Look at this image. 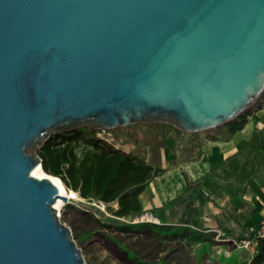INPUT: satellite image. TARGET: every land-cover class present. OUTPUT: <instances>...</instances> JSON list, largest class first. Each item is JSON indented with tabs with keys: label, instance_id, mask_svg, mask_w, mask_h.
<instances>
[{
	"label": "water",
	"instance_id": "1",
	"mask_svg": "<svg viewBox=\"0 0 264 264\" xmlns=\"http://www.w3.org/2000/svg\"><path fill=\"white\" fill-rule=\"evenodd\" d=\"M263 94L264 0H0V264H86L31 174L50 136L202 133Z\"/></svg>",
	"mask_w": 264,
	"mask_h": 264
},
{
	"label": "rangeland",
	"instance_id": "2",
	"mask_svg": "<svg viewBox=\"0 0 264 264\" xmlns=\"http://www.w3.org/2000/svg\"><path fill=\"white\" fill-rule=\"evenodd\" d=\"M262 101L264 97L255 106ZM100 133L112 138L111 143L116 147L161 170L159 176L140 195V200L148 212L123 222L163 224L161 219L155 218L149 211L156 207H165L161 212L164 225L187 227L204 236L215 234L211 238L205 236L206 239L197 241L184 240L171 262H176L177 258L188 257L187 264H248L256 255L258 248L245 247L244 244L252 235L254 220L258 214L264 212V202L259 207L250 204V189L253 184L246 182L252 177L246 164L236 167L231 179L226 177L222 169H218L202 188L203 193L182 196L187 183L194 186L196 180L209 171L214 150L218 146L221 150L230 146L228 143L219 142V128L186 134L172 126L155 123L135 124ZM228 168L230 170V166ZM258 171L257 169L256 172ZM66 192L71 197L67 198L68 201L62 204L56 215L62 224L71 227L72 239L82 251L86 264H124L114 245L103 238L102 234H107L106 230L94 229L82 220L86 218L87 212L101 220L112 218L106 205L97 200L85 201L70 190ZM227 193L233 194L237 199L231 201ZM194 211L200 213L201 225L198 227L191 223L196 216ZM83 232L90 237L86 238ZM116 236L125 244L136 241L139 237L127 233H118Z\"/></svg>",
	"mask_w": 264,
	"mask_h": 264
},
{
	"label": "trees",
	"instance_id": "3",
	"mask_svg": "<svg viewBox=\"0 0 264 264\" xmlns=\"http://www.w3.org/2000/svg\"><path fill=\"white\" fill-rule=\"evenodd\" d=\"M245 117L243 115L218 127L223 131L220 139L227 141L235 132L241 130ZM98 134L99 131L82 127L50 136L37 151L42 171L58 178L66 190L77 193L81 199L97 200L106 205L112 218L101 220L87 212L86 218L82 220L94 229L106 230L107 234L104 232L103 238L114 245L124 264H187L188 257L177 258L176 262H171L182 242L206 238L187 227L164 225L161 212L165 207L149 211L152 216L161 219L163 224L123 222L148 212L140 200V195L159 176L161 170L116 147ZM195 188L196 186L186 185L185 194ZM191 223L194 227L200 226L196 221ZM115 233L136 234L139 237L136 241L125 244ZM82 234L86 238L90 237L87 233ZM212 235L214 234L208 236L211 238ZM163 252L165 254L161 255ZM263 263L264 239H259L257 254L248 264Z\"/></svg>",
	"mask_w": 264,
	"mask_h": 264
},
{
	"label": "crops",
	"instance_id": "4",
	"mask_svg": "<svg viewBox=\"0 0 264 264\" xmlns=\"http://www.w3.org/2000/svg\"><path fill=\"white\" fill-rule=\"evenodd\" d=\"M222 132L223 131L220 130L218 136L219 142L223 144L228 143L230 146L225 150H221L218 146V148L214 150L212 156L213 162L210 164L209 171L196 180V184L194 185L196 188L193 191L185 194V186L182 196L203 193L202 188L207 185L218 169H222L225 172L226 177L231 179L234 169L236 167L240 168L243 164H246V167L249 169L248 173L252 175V177L250 176V179H247L246 182L253 184L250 189V204L254 207H259L261 202H264V101L246 114L245 123L243 124L242 129L235 132L227 141H222L220 139ZM228 165L230 166V170ZM257 169L259 170L258 172H256ZM186 185L192 186L190 183H187ZM227 196L230 200L237 199V197H234L231 193H227ZM194 212L196 216L193 221H196L201 225L200 213L198 211ZM258 215L259 216H257L253 222L254 228H252L251 234L263 217L264 212L263 214Z\"/></svg>",
	"mask_w": 264,
	"mask_h": 264
},
{
	"label": "built area",
	"instance_id": "5",
	"mask_svg": "<svg viewBox=\"0 0 264 264\" xmlns=\"http://www.w3.org/2000/svg\"><path fill=\"white\" fill-rule=\"evenodd\" d=\"M100 132H106V131H99L98 136L104 138L108 142H111L112 138H110L107 135L105 137V136L101 135ZM259 239H264V215L261 218V220L258 222V224H257L256 228L254 229L251 237L246 240L244 246L245 247L250 246V247L257 248ZM256 254H257V250H256Z\"/></svg>",
	"mask_w": 264,
	"mask_h": 264
},
{
	"label": "bare ground",
	"instance_id": "6",
	"mask_svg": "<svg viewBox=\"0 0 264 264\" xmlns=\"http://www.w3.org/2000/svg\"><path fill=\"white\" fill-rule=\"evenodd\" d=\"M34 177L37 178H44L47 177L49 178L58 188L59 194L62 197L70 198L71 196L66 192L62 182L58 178H53L50 175L45 174L40 167H36L35 169L32 170L31 173ZM64 202L61 199H58L57 202L55 203L54 207L56 210H58Z\"/></svg>",
	"mask_w": 264,
	"mask_h": 264
}]
</instances>
